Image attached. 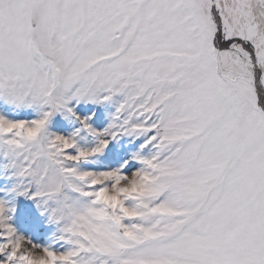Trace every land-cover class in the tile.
Masks as SVG:
<instances>
[{"label": "snow or ice", "instance_id": "obj_1", "mask_svg": "<svg viewBox=\"0 0 264 264\" xmlns=\"http://www.w3.org/2000/svg\"><path fill=\"white\" fill-rule=\"evenodd\" d=\"M0 264H264V0H0Z\"/></svg>", "mask_w": 264, "mask_h": 264}]
</instances>
